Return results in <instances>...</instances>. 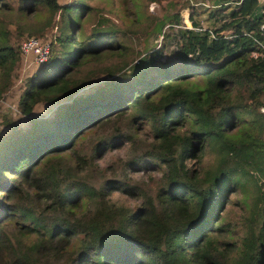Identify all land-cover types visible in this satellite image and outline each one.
I'll return each mask as SVG.
<instances>
[{
  "label": "trees",
  "instance_id": "obj_1",
  "mask_svg": "<svg viewBox=\"0 0 264 264\" xmlns=\"http://www.w3.org/2000/svg\"><path fill=\"white\" fill-rule=\"evenodd\" d=\"M118 1L0 0V264H264V0Z\"/></svg>",
  "mask_w": 264,
  "mask_h": 264
},
{
  "label": "rangeland",
  "instance_id": "obj_2",
  "mask_svg": "<svg viewBox=\"0 0 264 264\" xmlns=\"http://www.w3.org/2000/svg\"><path fill=\"white\" fill-rule=\"evenodd\" d=\"M61 1H67V0H61ZM87 2H89L92 5H96L99 8H104V9H109L113 2L115 3V6H118L119 11H120V7H119V1L118 0H86ZM167 3L166 0L162 1L161 3L158 2H151L149 3V12L150 13H154V14H163V6ZM194 5H203L204 7H197V9L193 6H190L188 8H183L181 10L182 12V17H183V22L185 23V21H187L188 23H190L189 21V13H191L193 11V9L196 10V12H198L199 14H201L199 17L206 20L208 18L209 15V10L210 8H207L206 5L208 7H210L209 2H206L204 4H201L199 2H195ZM181 5H179L180 7ZM205 7L208 9V12L205 11ZM121 15V11L119 12ZM114 17V16H113ZM118 17V16H115ZM92 21V20H91ZM89 22L88 24H92V22ZM112 22L113 19L111 17H109V15L105 12V11H101L97 14L96 16V24L95 25H91V30L95 32V30H97L96 28L101 27V28H107L109 29V27H113L112 26ZM56 30H50V32H47L45 36L42 39H44L43 41L46 43H50L51 39L50 37H52V34H54ZM27 37L22 41V43L32 37H36V38H41V36L38 35H26ZM160 40V39H159ZM35 60H34V56L31 53L28 56V60H26V58H24V60H22V63L20 64V66L18 68H16V77L14 76V85L11 89V91L8 93V95L3 99L0 100V118H1V114H8L9 116H12L13 118H18L20 115V111H19V98L21 96V94L24 91L25 85H24V80L27 76H29L30 74H33V72L35 70H33L34 68V64ZM42 111L43 112H48L49 109L48 106L43 105L42 107ZM53 114V111H49V113L47 114V116H50ZM1 127V125H0ZM3 128V127H1ZM107 154L104 158V160L101 161V164L108 162L111 159L116 158L117 154L119 153H123L124 151H114L110 148H107ZM141 176V175H140ZM115 199H122L125 200V197L120 196L119 194H115Z\"/></svg>",
  "mask_w": 264,
  "mask_h": 264
},
{
  "label": "built area",
  "instance_id": "obj_3",
  "mask_svg": "<svg viewBox=\"0 0 264 264\" xmlns=\"http://www.w3.org/2000/svg\"><path fill=\"white\" fill-rule=\"evenodd\" d=\"M189 28H192L191 23L186 21ZM262 30H264V23L262 24ZM261 48L264 51V42L261 44ZM21 50L28 60V56L32 53L35 63H44L49 60L51 55V44L43 42L41 39L32 37L25 40L21 45Z\"/></svg>",
  "mask_w": 264,
  "mask_h": 264
},
{
  "label": "clouds",
  "instance_id": "obj_4",
  "mask_svg": "<svg viewBox=\"0 0 264 264\" xmlns=\"http://www.w3.org/2000/svg\"><path fill=\"white\" fill-rule=\"evenodd\" d=\"M189 19V18H188ZM189 21H190V19H189ZM186 22V21H185ZM191 23V22H190ZM187 24V23H186ZM191 26H192V24H191ZM187 27H188V25H187Z\"/></svg>",
  "mask_w": 264,
  "mask_h": 264
}]
</instances>
